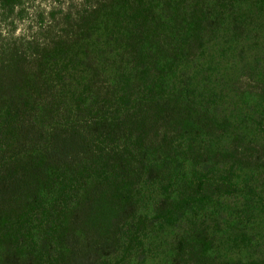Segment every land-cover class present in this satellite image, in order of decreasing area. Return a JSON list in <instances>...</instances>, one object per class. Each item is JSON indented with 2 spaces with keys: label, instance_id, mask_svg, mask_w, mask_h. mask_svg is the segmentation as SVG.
<instances>
[{
  "label": "trees",
  "instance_id": "obj_1",
  "mask_svg": "<svg viewBox=\"0 0 264 264\" xmlns=\"http://www.w3.org/2000/svg\"><path fill=\"white\" fill-rule=\"evenodd\" d=\"M28 1L0 0V21ZM78 1L0 48V264H150L161 233L165 264H264L261 129L213 105L190 65L226 26L263 28L264 0Z\"/></svg>",
  "mask_w": 264,
  "mask_h": 264
},
{
  "label": "rangeland",
  "instance_id": "obj_2",
  "mask_svg": "<svg viewBox=\"0 0 264 264\" xmlns=\"http://www.w3.org/2000/svg\"><path fill=\"white\" fill-rule=\"evenodd\" d=\"M77 3H79L78 0L28 1L25 4L26 15L24 20H17L13 24L10 23V20L0 21V48L6 47L7 44L15 42L19 38L35 36L41 18L44 19V22H48L50 12H57V10L65 9ZM258 15L254 18H264L263 15ZM250 18L253 17L250 16ZM262 25V21L256 22L254 20L250 34L242 40L236 39L230 28L226 26L220 34H217L218 38L208 44L200 57L190 65L197 69L200 79L206 81L204 84H206L207 93L211 95L210 102L226 115L252 119L255 127L261 130L248 132H250L251 137L264 144V97L251 95L244 91L245 88H241L244 77L264 81V27L262 28ZM246 127L248 128L249 125ZM256 176L255 188L264 193V172L257 173ZM150 201L149 198L145 199L146 204H150ZM242 204L243 196L225 202L219 217L221 225L215 229L219 238H230L229 232L235 222L237 227V219L234 213L237 212L240 215L239 211ZM257 220L256 226L260 225L261 231L254 229L252 238L255 236L258 238L262 235L264 238V230H262L264 219L261 220L260 217H257ZM241 221H246V218L242 217L238 221V225ZM250 222L252 223V221ZM239 227L243 230L248 225L243 223ZM172 235L173 233H161L157 237L151 236L149 255L153 254V257L150 264H165L173 240ZM221 250L223 252V249Z\"/></svg>",
  "mask_w": 264,
  "mask_h": 264
}]
</instances>
